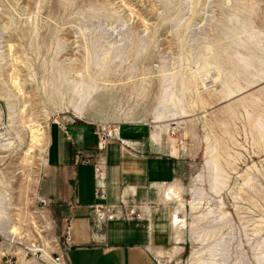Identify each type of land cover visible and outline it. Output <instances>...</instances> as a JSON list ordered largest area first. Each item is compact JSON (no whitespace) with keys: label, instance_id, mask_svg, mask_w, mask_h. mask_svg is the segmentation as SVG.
<instances>
[{"label":"rangeland","instance_id":"rangeland-1","mask_svg":"<svg viewBox=\"0 0 264 264\" xmlns=\"http://www.w3.org/2000/svg\"><path fill=\"white\" fill-rule=\"evenodd\" d=\"M56 123L144 126L180 158L160 264H264V0H0V233L33 251L65 233L42 194Z\"/></svg>","mask_w":264,"mask_h":264},{"label":"crops","instance_id":"crops-1","mask_svg":"<svg viewBox=\"0 0 264 264\" xmlns=\"http://www.w3.org/2000/svg\"><path fill=\"white\" fill-rule=\"evenodd\" d=\"M121 138L131 146L128 149L119 142L109 146L107 181L102 182L96 180L93 166L78 161L79 153L95 154L94 128L86 123L50 127L45 160L49 178L42 183V194L58 206L66 224L64 232L69 229L73 247L67 253V264H160L153 250L164 246L167 237L155 214L168 201L165 187L178 186L182 161L148 154L154 135L144 126H123ZM104 184L110 203L124 199L151 206L150 220L96 227L95 189Z\"/></svg>","mask_w":264,"mask_h":264},{"label":"built area","instance_id":"built-area-1","mask_svg":"<svg viewBox=\"0 0 264 264\" xmlns=\"http://www.w3.org/2000/svg\"><path fill=\"white\" fill-rule=\"evenodd\" d=\"M98 137L97 149L92 156L78 154V161L84 165H91L94 169L96 180L107 181L109 146L118 141H122L119 128L110 129L103 127L96 131ZM97 203L93 206V219L96 227H104L113 222H144L149 221L153 208L140 204L134 200H120L117 203L109 202V192L106 184L95 189ZM38 205L45 206L47 201L39 198ZM73 247L69 229L63 234L54 250L48 252L42 249H33L21 240L19 236L12 233H0V264H22L30 256L37 258L44 264H67L66 257L68 251Z\"/></svg>","mask_w":264,"mask_h":264}]
</instances>
